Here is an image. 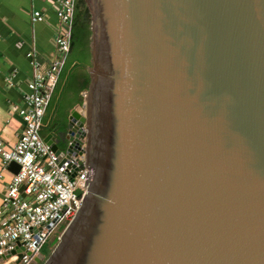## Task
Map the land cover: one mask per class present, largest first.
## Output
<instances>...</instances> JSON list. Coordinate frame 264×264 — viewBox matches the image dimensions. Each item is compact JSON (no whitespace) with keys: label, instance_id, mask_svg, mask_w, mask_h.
<instances>
[{"label":"water","instance_id":"1","mask_svg":"<svg viewBox=\"0 0 264 264\" xmlns=\"http://www.w3.org/2000/svg\"><path fill=\"white\" fill-rule=\"evenodd\" d=\"M83 1L88 97L43 140L91 180L29 264H264V0Z\"/></svg>","mask_w":264,"mask_h":264},{"label":"built area","instance_id":"2","mask_svg":"<svg viewBox=\"0 0 264 264\" xmlns=\"http://www.w3.org/2000/svg\"><path fill=\"white\" fill-rule=\"evenodd\" d=\"M48 1L58 20L54 51L45 63L34 50L27 54L32 77L26 81L22 103L15 107L23 126L13 145L0 136V255L15 250L1 264H29L44 253L43 246L54 244L80 207L92 175L85 152L69 158L68 168L59 167L58 157L43 140V118L69 59L76 5V0ZM45 20L44 12L32 10V22ZM7 84L12 85L10 79ZM82 97L86 98L83 92ZM11 162L19 166L16 173L8 169ZM3 170L11 174L10 180L3 181Z\"/></svg>","mask_w":264,"mask_h":264},{"label":"crops","instance_id":"3","mask_svg":"<svg viewBox=\"0 0 264 264\" xmlns=\"http://www.w3.org/2000/svg\"><path fill=\"white\" fill-rule=\"evenodd\" d=\"M32 10H41L45 21H31ZM58 24L48 0H0V136L13 145L23 126L15 107L22 103L26 81L32 77L27 54L34 50L38 59L47 62L53 51V34ZM69 60V59H68ZM87 67L66 64L43 118V127L49 126L59 112L66 117L69 109L80 103L88 74ZM10 79L12 85H8ZM3 181L11 174L1 171ZM1 202V194H0Z\"/></svg>","mask_w":264,"mask_h":264},{"label":"trees","instance_id":"4","mask_svg":"<svg viewBox=\"0 0 264 264\" xmlns=\"http://www.w3.org/2000/svg\"><path fill=\"white\" fill-rule=\"evenodd\" d=\"M90 15L89 11L83 0H76L74 18H73V28L71 35V46L69 60L74 62L76 67H87L90 65L91 55H90V29H89ZM66 67V66H65ZM65 69V68H64ZM89 84V74L85 78V86ZM59 117L65 119L62 112H59ZM60 123L62 120L59 121ZM64 122H62L63 124ZM44 251V246L42 248ZM46 252V250L44 251Z\"/></svg>","mask_w":264,"mask_h":264},{"label":"flooded vegetation","instance_id":"5","mask_svg":"<svg viewBox=\"0 0 264 264\" xmlns=\"http://www.w3.org/2000/svg\"><path fill=\"white\" fill-rule=\"evenodd\" d=\"M62 120V122H64L63 119H61L59 116H57L55 118V121H53V123H51L49 126L47 127H43L42 128V133L43 134H47V133H52L54 135H58L59 137H64L65 135V126H64V123L62 124V122L60 123L59 121ZM59 146L60 147H63L64 146V143L63 142H60L59 143Z\"/></svg>","mask_w":264,"mask_h":264},{"label":"rangeland","instance_id":"6","mask_svg":"<svg viewBox=\"0 0 264 264\" xmlns=\"http://www.w3.org/2000/svg\"><path fill=\"white\" fill-rule=\"evenodd\" d=\"M87 88H88V86H87ZM87 90V89H86ZM86 90H84L83 91V94H85V96H86V98L88 97V93H87V91ZM86 91V92H85ZM84 101V99H83V97H82V95H81V100H80V103H78V104H76V106L77 105H81V103ZM53 248V243L52 242H48L45 246H44V251L45 250H48V249H52ZM43 251V252H44Z\"/></svg>","mask_w":264,"mask_h":264}]
</instances>
